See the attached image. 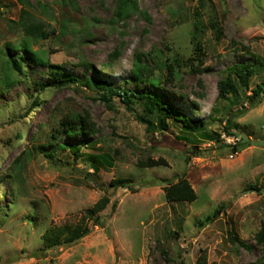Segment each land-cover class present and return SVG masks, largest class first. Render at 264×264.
Segmentation results:
<instances>
[{
    "label": "rangeland",
    "instance_id": "1",
    "mask_svg": "<svg viewBox=\"0 0 264 264\" xmlns=\"http://www.w3.org/2000/svg\"><path fill=\"white\" fill-rule=\"evenodd\" d=\"M28 2L0 0V76L4 58L27 57L18 81L0 89V264H264L255 238L264 218V95L255 106L245 88L218 99L229 66L264 59V0H205V7L200 0H138L140 12L125 23L113 17L115 0ZM24 9L31 22L43 23L46 38H29L16 24ZM196 34L205 55L190 64ZM28 40L49 65L16 48ZM136 53L150 54L160 87L134 81ZM175 57L182 60L178 75L165 80L155 62ZM70 75L136 93L155 90L205 126L187 130L170 120L162 131L141 104L131 110L118 98L105 102L98 89L61 86ZM261 81L264 71L251 87ZM38 89L42 101L29 111ZM85 112L95 134L60 131L67 113ZM37 145L43 149L30 153ZM149 158L167 165H138ZM181 177L197 193L192 203L165 198V186ZM115 178L127 181L115 188ZM104 195L111 201L99 223L88 219L86 236L47 245L49 227L75 226Z\"/></svg>",
    "mask_w": 264,
    "mask_h": 264
},
{
    "label": "trees",
    "instance_id": "2",
    "mask_svg": "<svg viewBox=\"0 0 264 264\" xmlns=\"http://www.w3.org/2000/svg\"><path fill=\"white\" fill-rule=\"evenodd\" d=\"M21 5L27 6L30 4L28 0H17ZM200 5H206L205 0H200ZM47 9V7H46ZM140 12V6L138 0H115V6L113 10V17L116 21L127 22L133 14ZM29 14L25 9L22 11V15L17 25H20L29 38L39 40L41 38H46L48 33L45 32V26L42 22H31ZM146 15V13H143ZM199 21V20H198ZM202 26L198 23V29L202 30ZM221 33V32H219ZM194 56L188 59V63L192 64L195 61L203 62L202 57H204V48L201 40L198 38V35H194L192 39ZM15 47V46H14ZM16 48H20L21 51L25 53L32 54V60L41 64L49 65V60L45 61L41 58L39 52H34L31 46V41L21 42L16 45ZM39 56H38V54ZM44 54V51H40ZM115 57L121 55V50L116 49L114 51ZM255 56V55H253ZM26 55L24 53L17 54L15 57L4 58L2 62V73L0 76V89H8L10 86L14 85L17 80V72H23L24 62L26 60ZM152 58L149 53H136L132 73L134 81L137 84L149 83L153 87L161 86V77L154 76V69L151 64ZM87 68H91V65L85 60H80ZM181 58L175 57L168 59L166 61H156V65L160 69H166V74H164L165 80H168V75L170 76L169 81H172L178 75L177 66L181 62ZM264 71V59L255 58V61H247L243 63H234L229 66L224 71V77L219 81L218 84V99H227L229 96L237 95L240 89H250L252 94L247 96L250 101L251 106H255L256 102L264 95V81L257 82L255 86L251 87L252 78L255 77L260 72ZM73 84L77 88L79 87H92L98 89L102 92V99L109 103L113 98L120 99L129 109L135 110V105H143V110L147 116H154L158 121V128L162 131L169 129V122L173 120L175 123L180 124L185 129H201L205 126V120L203 118H198L194 120L191 115L187 112L184 113L181 110H178L171 102L165 101V99L155 90L144 91L141 93H136L131 90H127L121 86H114L108 82L102 80H93L87 75L81 79H76L73 76H63L60 79V85H71ZM43 91V90H42ZM40 89L37 91V96L35 101L30 105L29 111L32 110L35 106V102L41 100ZM145 116H138L140 120L149 125V129L155 128L154 122ZM230 124L232 122L234 125L233 118L227 120ZM60 131L63 134L67 135H88L91 136L97 132V127L95 122L91 119L89 113L85 112L84 114H75L67 113L60 120ZM230 127V126H229ZM229 132L228 128H226ZM230 133V132H229ZM231 134V133H230ZM22 136V135H21ZM43 149L41 145L33 146L32 151H29L32 154H35L36 150ZM72 153L76 156H81V151L79 147L71 146ZM233 150L239 152L241 150L240 146L234 145ZM48 155V154H47ZM52 154H49L51 156ZM101 158L104 161H108V155H101ZM139 166L142 167H156L161 165H167V162L164 158L151 159L149 158L146 161H139ZM96 173V172H95ZM91 175H95L94 173ZM127 180L125 178H115L110 182V186L115 188L124 186V183ZM251 190H259L256 185H252ZM249 190V189H247ZM165 198L168 202H188L192 203L197 199V193L189 180L186 177H181L175 183H169L164 188ZM111 199L104 195L102 196L93 207L88 208L85 212V216L82 221L76 224L73 227L70 226H51L44 233V239L48 246L56 248L61 245H70L73 244L84 236L87 235L89 231L88 219H93L95 222L100 221L101 212L109 205ZM218 214L216 211L215 216ZM231 238L236 242L239 241L236 233L231 230ZM257 243L262 247V252L264 255V218L261 220L260 228L255 234ZM39 264V263H33Z\"/></svg>",
    "mask_w": 264,
    "mask_h": 264
}]
</instances>
